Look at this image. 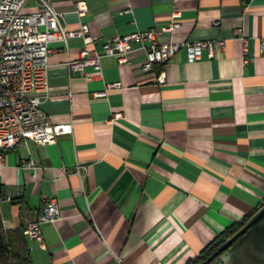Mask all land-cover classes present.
Returning <instances> with one entry per match:
<instances>
[{
    "label": "crops",
    "instance_id": "0c3cea01",
    "mask_svg": "<svg viewBox=\"0 0 264 264\" xmlns=\"http://www.w3.org/2000/svg\"><path fill=\"white\" fill-rule=\"evenodd\" d=\"M51 1L70 30L87 24L101 39L166 25L177 12L174 40L222 37L226 48L193 62L181 50L161 84L159 65L142 71L144 53L76 71L68 61L83 37L52 43L44 108L58 140L7 152L4 229L23 227L54 197L60 217L43 226L41 243L29 239L26 264H189L264 205V0H85L83 16L82 0ZM30 158L36 175L21 168Z\"/></svg>",
    "mask_w": 264,
    "mask_h": 264
},
{
    "label": "built area",
    "instance_id": "2783aa9c",
    "mask_svg": "<svg viewBox=\"0 0 264 264\" xmlns=\"http://www.w3.org/2000/svg\"><path fill=\"white\" fill-rule=\"evenodd\" d=\"M32 0H0V168L6 164L7 152L19 144H52L58 140L59 132L45 111L44 102L49 97L48 69L51 56L56 52L52 43H68L71 37H83L85 47L78 59L68 61L73 70H84L88 66L101 70V59L113 56L120 64L130 62L135 53H144L142 71H150L156 65L161 70L156 81L166 82L165 66L181 50H185L190 62L198 61L206 55L212 59L218 51L226 48V39L198 41H176L173 33L180 26L179 13H174L172 21L166 25L137 29L126 34L101 39L90 34L87 24L79 30H70L62 12L57 11L51 0H33L34 10H28ZM88 11L85 0L76 5V13L83 16ZM130 11V9H126ZM235 35L243 40L245 62L249 61V41L244 29L239 27ZM101 43V50L91 45ZM264 50V40L262 42ZM120 83H110L106 90L95 93L105 96L109 89ZM120 115V114H119ZM38 163L30 158L21 163V168L36 175ZM85 168L80 164V169ZM11 200L0 189V202ZM61 214L58 201L47 200L40 215L26 221L24 233L28 239L41 243L42 228L56 221Z\"/></svg>",
    "mask_w": 264,
    "mask_h": 264
},
{
    "label": "water",
    "instance_id": "95a60500",
    "mask_svg": "<svg viewBox=\"0 0 264 264\" xmlns=\"http://www.w3.org/2000/svg\"><path fill=\"white\" fill-rule=\"evenodd\" d=\"M217 257L220 264H264V205L199 264H210Z\"/></svg>",
    "mask_w": 264,
    "mask_h": 264
},
{
    "label": "trees",
    "instance_id": "16d2710c",
    "mask_svg": "<svg viewBox=\"0 0 264 264\" xmlns=\"http://www.w3.org/2000/svg\"><path fill=\"white\" fill-rule=\"evenodd\" d=\"M248 215L243 221L228 227L217 239L210 243L189 264H199L208 258L227 238L232 236L258 210ZM32 262L31 246L24 233V226L13 230H5L0 213V264H26ZM210 264H220L217 257Z\"/></svg>",
    "mask_w": 264,
    "mask_h": 264
}]
</instances>
